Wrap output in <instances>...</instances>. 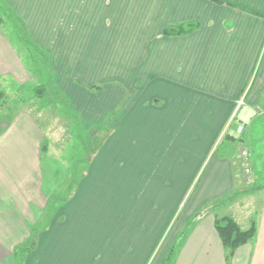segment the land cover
Returning <instances> with one entry per match:
<instances>
[{"label": "crops", "instance_id": "obj_1", "mask_svg": "<svg viewBox=\"0 0 264 264\" xmlns=\"http://www.w3.org/2000/svg\"><path fill=\"white\" fill-rule=\"evenodd\" d=\"M5 2L47 52L55 87L82 132L109 131L73 185L55 152L43 166L53 146L34 114L17 110L4 119L0 106V264H17L14 248L33 228L35 244L19 264H146L176 212L174 234L155 264L180 231L184 236L168 264H226L214 219L231 215L240 225V216L218 212L239 198L228 201L243 185L242 170L233 167L240 149L206 159L223 132L243 140L248 123L264 116L257 111L264 99V0ZM193 20L198 27L187 34H163L168 25ZM27 74L0 30V88L20 85ZM185 102L190 123L196 107L208 121L187 176L179 173L180 159L174 169L167 165L166 145L176 130L160 131L152 122L171 121ZM180 112L179 121L188 122ZM66 182L72 186L64 197L56 190ZM85 251L92 256L83 257Z\"/></svg>", "mask_w": 264, "mask_h": 264}, {"label": "rangeland", "instance_id": "obj_2", "mask_svg": "<svg viewBox=\"0 0 264 264\" xmlns=\"http://www.w3.org/2000/svg\"><path fill=\"white\" fill-rule=\"evenodd\" d=\"M5 36L8 38L9 42L11 43L17 54H19V57L21 58L22 64L26 69L28 76L26 78V76L23 77V75H21V77L23 78V83H21L20 85H17L15 83L14 85H10L6 83L4 89H2L4 91V95L3 102L2 104H0V106L4 107V119L10 117V115L17 110H27L30 111L31 114H34V116L37 118L38 124L43 127L44 130H46L48 136V144H51V147H55L54 149L60 150L59 152L57 150L54 151L52 147L49 152L45 153L43 166L53 161L50 160L52 157H49V154H53L55 152V155L53 157H56L61 167L68 168L69 174L72 176L69 181L73 180L72 183L74 185L79 181L80 177L84 175L89 161L92 159L93 154L97 151L98 147L105 139V135L108 134L109 130L99 132L97 127L91 129L88 132H82L79 124L77 123L78 120L74 115L73 107L70 104H65L63 100L60 99L58 94L55 93L54 87H52V83H54V77L49 66V61L47 59V52L43 50H36L31 44H28V47H26L23 43L17 41L15 36ZM46 61H48V68H46L45 65ZM40 84L45 85V92L41 96H36L34 94L33 89L35 86H38ZM184 90L187 94L191 91V93H193L195 97L199 99L203 97L200 96L203 95L202 91L199 92L188 89ZM181 93L183 94L182 90L178 91L179 97ZM196 94H198L199 96ZM173 95H176V93ZM167 101L169 102V99H167ZM183 104H185V107L177 106L176 108H174V115H172L173 119L171 121L159 120L158 124H154V118L152 119V122L153 128L155 129H159V127H169L175 129L176 134L179 131L177 135H180H172L175 138L171 136V140L168 141V144L166 145L170 148V155L167 160V165L171 169H174L177 166V163H175V161L177 159H180L182 161V166L178 165V167H180L179 173H183L187 176L192 168L190 163L195 157L194 152L198 150V148L201 146V141H203V138L199 137V130L200 128H203L202 125L207 126L208 121L205 119V117H203V115L195 113L197 110H199V107H196V111L193 112L192 116L190 117V123L188 119L189 116L187 115V113H189L188 102H185ZM170 108L171 105L169 103L168 109ZM234 110L236 112V108ZM180 111L185 112L182 116V119L184 121L188 120V122L179 121L181 115L178 114H181ZM161 117L167 118L169 116L163 114L161 115ZM234 125L236 124L234 123ZM160 131H162V129ZM161 134L160 139H165ZM245 135L246 136L245 138L243 137V140H237V137L234 138L233 134H227L228 138H226L225 132H223L221 135H219V137H217V143L212 152L210 151L211 153L206 159L207 162L212 154V157L216 154L219 155L218 153H223V150L226 151L227 149H229V147L233 148L234 146L235 150L240 149V161L236 159L235 166L233 167L235 171L237 168V172L240 173L244 166L240 151L243 148H246L250 151V160L248 166L250 168L251 181L246 182L243 176V185H238L237 190H235V192H232L228 196V201L232 198L239 197L236 202H234L236 204L232 203L225 209L224 207H222L220 210H218V212H231L230 214L233 213V216H240L241 220H239V223L242 227L249 226L251 220H255L257 226L259 225L260 227L258 226V232L251 240L247 241L242 246H239L228 258L225 257L227 261L226 264H263L262 259L264 255V116L255 118L253 122L248 123ZM148 138L149 137H147V139ZM231 138L234 140V143L230 141L232 140ZM227 139H229V142H227ZM159 150L160 149H158L156 153H159ZM185 162L188 165L184 168V165H186ZM206 162H204L205 165H203V167L206 166ZM163 165L164 164H159L160 167H162ZM53 167L56 168L55 165ZM56 172H58V175H60L61 169H58ZM169 177L172 180L174 179L173 175H170ZM176 180H181V177ZM136 181L137 179L135 180V182ZM67 182L64 185H61L56 190L57 193H59L60 195H64V197L69 194V192L66 191H69L72 186V184L70 185ZM259 184L261 185V189L253 190V187ZM188 194L189 191L182 200L181 206L185 204L186 199L189 196ZM230 203L231 202H229V204ZM177 214L178 213L176 212V214L172 217L171 221L167 224L165 232L163 233L160 241L151 253L146 264H155L159 254L162 253L161 251L164 250V245H166L168 238L173 236L174 230L176 229L175 226L177 223ZM133 220L135 221L136 219ZM142 222L148 225L147 219H145V217H142ZM132 231L136 232L135 228ZM181 232L182 231H180L179 234L177 232L172 243L178 241ZM168 250L169 248L166 249V252ZM89 252L92 251H85V253H83V257H91L92 255H88ZM96 252L98 251H94L95 254ZM16 259V262L18 264V256H16Z\"/></svg>", "mask_w": 264, "mask_h": 264}, {"label": "trees", "instance_id": "obj_3", "mask_svg": "<svg viewBox=\"0 0 264 264\" xmlns=\"http://www.w3.org/2000/svg\"><path fill=\"white\" fill-rule=\"evenodd\" d=\"M198 27L197 21H185L173 25H168L163 29L164 35H178L187 34L188 32L196 29ZM0 30L5 33V35L15 36L16 40L23 43L26 47L31 44L36 50H41L33 41L29 35L23 21L16 15L13 9L5 2V0H0ZM48 59V58H47ZM46 68H48V61H46ZM52 83V80H51ZM52 87L55 89V93L58 94L61 100L65 104H69L67 99L59 92L52 83ZM34 94L36 96H41L45 92V85L40 84L35 86ZM4 91L0 88V104L3 102ZM0 117V121H1ZM232 139V138H231ZM233 140V139H232ZM261 189V185L253 187V190ZM214 226L219 235L221 243L225 249V256L228 258L233 254V252L241 245L245 244L247 241L251 240L256 234V224L255 221H251L247 228H242L238 222L231 215H217L214 219ZM38 232V228L31 229V234L27 240L14 248V254L18 256V264L21 263V259L24 254L33 248L35 244V236ZM184 231L181 232L178 241L173 243V245L166 252L162 264H168L176 253L178 247L180 246V240L184 236Z\"/></svg>", "mask_w": 264, "mask_h": 264}, {"label": "built area", "instance_id": "obj_4", "mask_svg": "<svg viewBox=\"0 0 264 264\" xmlns=\"http://www.w3.org/2000/svg\"><path fill=\"white\" fill-rule=\"evenodd\" d=\"M257 111L259 113H263L264 112V99L260 102V104L257 106ZM243 130V126L242 125H237L235 128V132L236 133H240ZM241 154V158L243 161V169H242V173L243 176L246 180V182H250L251 181V177H250V168H249V160H250V151L246 148L241 149L240 151Z\"/></svg>", "mask_w": 264, "mask_h": 264}]
</instances>
